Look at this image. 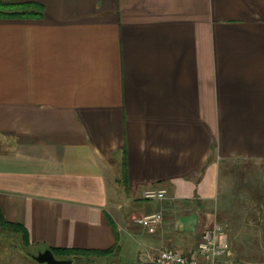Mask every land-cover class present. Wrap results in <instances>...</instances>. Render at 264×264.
<instances>
[{"label":"crops","instance_id":"crops-1","mask_svg":"<svg viewBox=\"0 0 264 264\" xmlns=\"http://www.w3.org/2000/svg\"><path fill=\"white\" fill-rule=\"evenodd\" d=\"M17 1L43 13L0 19V211L29 244L0 264L189 256L220 225L221 165L264 161V0Z\"/></svg>","mask_w":264,"mask_h":264},{"label":"rangeland","instance_id":"rangeland-1","mask_svg":"<svg viewBox=\"0 0 264 264\" xmlns=\"http://www.w3.org/2000/svg\"><path fill=\"white\" fill-rule=\"evenodd\" d=\"M221 166L215 206L218 223L225 227L228 245L241 264H262L264 161L231 159ZM20 243L22 244L20 236L0 228V250L3 247L18 246Z\"/></svg>","mask_w":264,"mask_h":264},{"label":"built area","instance_id":"built-area-1","mask_svg":"<svg viewBox=\"0 0 264 264\" xmlns=\"http://www.w3.org/2000/svg\"><path fill=\"white\" fill-rule=\"evenodd\" d=\"M166 196V190L152 188L143 192L142 199L161 202ZM161 222L160 212L148 214L137 220L143 229L149 231L155 230ZM229 249L225 227L215 225L202 234L196 250L189 256L171 249L156 251L144 249L140 252L139 258L144 264H235L230 259Z\"/></svg>","mask_w":264,"mask_h":264},{"label":"trees","instance_id":"trees-1","mask_svg":"<svg viewBox=\"0 0 264 264\" xmlns=\"http://www.w3.org/2000/svg\"><path fill=\"white\" fill-rule=\"evenodd\" d=\"M42 6L36 3L19 2L17 0H0V19L2 20H27V19H40L42 17ZM0 228L5 231H10L14 235L21 237L23 246H27L28 233L27 230L17 224H11L4 220L0 211ZM54 255H67V256H90L94 254H102L105 252L96 251H80L73 249H54L49 250Z\"/></svg>","mask_w":264,"mask_h":264},{"label":"water","instance_id":"water-1","mask_svg":"<svg viewBox=\"0 0 264 264\" xmlns=\"http://www.w3.org/2000/svg\"><path fill=\"white\" fill-rule=\"evenodd\" d=\"M31 258L38 264H71L70 260H57L49 250L31 256Z\"/></svg>","mask_w":264,"mask_h":264}]
</instances>
